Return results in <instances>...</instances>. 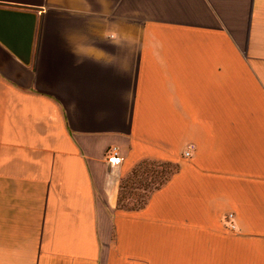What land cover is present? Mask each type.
<instances>
[{
  "label": "crops",
  "instance_id": "crops-1",
  "mask_svg": "<svg viewBox=\"0 0 264 264\" xmlns=\"http://www.w3.org/2000/svg\"><path fill=\"white\" fill-rule=\"evenodd\" d=\"M0 4L37 10L28 64L0 44V264H264V0ZM140 162L174 170L118 207Z\"/></svg>",
  "mask_w": 264,
  "mask_h": 264
},
{
  "label": "water",
  "instance_id": "water-1",
  "mask_svg": "<svg viewBox=\"0 0 264 264\" xmlns=\"http://www.w3.org/2000/svg\"><path fill=\"white\" fill-rule=\"evenodd\" d=\"M35 8L0 4V44L28 64L36 27Z\"/></svg>",
  "mask_w": 264,
  "mask_h": 264
},
{
  "label": "rangeland",
  "instance_id": "rangeland-1",
  "mask_svg": "<svg viewBox=\"0 0 264 264\" xmlns=\"http://www.w3.org/2000/svg\"><path fill=\"white\" fill-rule=\"evenodd\" d=\"M46 30H66L67 24L57 22L54 19H49ZM51 20V21H50ZM172 168L162 164L145 162L138 165V167L126 178L119 183V206L126 209H132L141 206L145 197L157 187V183L167 176ZM111 178H114V173Z\"/></svg>",
  "mask_w": 264,
  "mask_h": 264
},
{
  "label": "built area",
  "instance_id": "built-area-1",
  "mask_svg": "<svg viewBox=\"0 0 264 264\" xmlns=\"http://www.w3.org/2000/svg\"><path fill=\"white\" fill-rule=\"evenodd\" d=\"M193 149V145H188L185 149V151L183 152V156L185 158H188L190 157V153ZM107 154H108V157L106 159V162L109 164L110 166V170L108 172L109 175H112L113 174V168H115L119 162L121 161V157L119 156V153L117 151L116 148H110L108 151H107ZM226 218L231 221L233 219V216L231 214L227 215ZM227 228H229L230 230H233L234 229V224L232 222H229L228 225H227Z\"/></svg>",
  "mask_w": 264,
  "mask_h": 264
},
{
  "label": "trees",
  "instance_id": "trees-1",
  "mask_svg": "<svg viewBox=\"0 0 264 264\" xmlns=\"http://www.w3.org/2000/svg\"><path fill=\"white\" fill-rule=\"evenodd\" d=\"M141 163H145V162H140V163H138L136 166H134V167L132 168V170L128 173V175H129V174L131 175V173H133V171H134V170L138 167V165L141 164ZM162 165H165V166H167V167L172 168L171 166H169V165H167V164H162ZM173 170H174V168H172V171L169 172V173L167 174V176H165V177L162 179L161 182L157 183V187H154L153 189H156V188H158L159 186H161V185L167 180V178H168L169 175L173 172ZM128 175H127V176H128ZM125 178H126V177H125ZM125 178H124V179H125ZM124 179H123V180H124ZM123 180H122V181H123ZM122 181H121V182H122ZM121 182H120V183H121ZM119 189H120V188H119ZM153 189H152V190H153ZM146 197H147V196H146ZM146 197H145L143 203L141 204V206L144 204V202H145V200H146ZM117 206L120 207V206H119V191H118V198H117ZM139 207H140V206H139Z\"/></svg>",
  "mask_w": 264,
  "mask_h": 264
}]
</instances>
